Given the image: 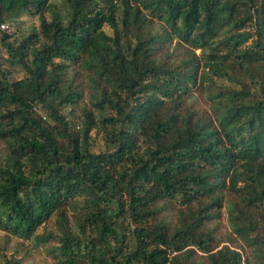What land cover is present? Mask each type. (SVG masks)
Returning <instances> with one entry per match:
<instances>
[{
    "label": "trees",
    "instance_id": "1",
    "mask_svg": "<svg viewBox=\"0 0 264 264\" xmlns=\"http://www.w3.org/2000/svg\"><path fill=\"white\" fill-rule=\"evenodd\" d=\"M12 23L0 264H264V0H0Z\"/></svg>",
    "mask_w": 264,
    "mask_h": 264
},
{
    "label": "rangeland",
    "instance_id": "2",
    "mask_svg": "<svg viewBox=\"0 0 264 264\" xmlns=\"http://www.w3.org/2000/svg\"><path fill=\"white\" fill-rule=\"evenodd\" d=\"M57 1V0H54ZM38 21L36 20V18H32L29 16H22L20 17V22L18 24L19 27L23 28V29H27L30 26H37ZM17 24L12 23V24H4L3 27H0V36H1V32H6V33H10V32H14L15 31V26ZM107 33H110L109 28H107L106 26H104L103 28ZM0 67L4 70H7L9 73V76L13 79L15 78H19L22 76V70L20 69V67L18 65H13L11 64L8 60H6V52H5V48L2 45L1 41H0ZM90 142H91V150L93 152H97V151H102L105 148L104 142L103 140L100 138L99 134H91L90 137ZM32 253V254H31ZM31 258L30 261L34 264H37V259L39 258V254L37 253V250H31Z\"/></svg>",
    "mask_w": 264,
    "mask_h": 264
},
{
    "label": "built area",
    "instance_id": "3",
    "mask_svg": "<svg viewBox=\"0 0 264 264\" xmlns=\"http://www.w3.org/2000/svg\"><path fill=\"white\" fill-rule=\"evenodd\" d=\"M0 27L2 28V27H3V25H0Z\"/></svg>",
    "mask_w": 264,
    "mask_h": 264
}]
</instances>
